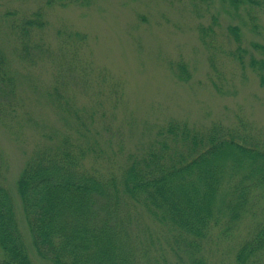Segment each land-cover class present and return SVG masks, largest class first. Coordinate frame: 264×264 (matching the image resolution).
<instances>
[{
  "label": "trees",
  "instance_id": "trees-1",
  "mask_svg": "<svg viewBox=\"0 0 264 264\" xmlns=\"http://www.w3.org/2000/svg\"><path fill=\"white\" fill-rule=\"evenodd\" d=\"M86 2L38 0L0 15V124L29 147L16 193L31 240L28 248L0 153V264H264V134L169 118L122 147L120 99L104 100L107 76L90 66L86 34L48 31L43 7ZM220 2L248 19L264 10V0ZM229 31L239 44V27ZM248 66L264 72V59Z\"/></svg>",
  "mask_w": 264,
  "mask_h": 264
},
{
  "label": "rangeland",
  "instance_id": "rangeland-1",
  "mask_svg": "<svg viewBox=\"0 0 264 264\" xmlns=\"http://www.w3.org/2000/svg\"><path fill=\"white\" fill-rule=\"evenodd\" d=\"M37 2L0 0V15L16 10L19 16L21 9L33 10ZM43 9L50 33L66 25L86 34L87 60L107 76L101 81L104 100L120 99L114 113L124 137L122 147L142 144L146 127L169 118L196 126L213 120L243 122L246 132L264 134V84L260 77L264 72L248 66L251 58L264 59L254 46L264 47V10L248 19L246 11L220 0H89L81 6ZM230 26L239 27V44L233 40ZM238 46L246 51L242 57ZM177 63L185 65L186 79L178 78ZM42 69L40 66L34 73ZM43 75L49 77L46 70ZM112 87L120 91L114 94ZM45 112L51 115L47 109ZM28 150L14 142L0 124V153L6 161L4 186L12 195L16 218L31 248L16 193V180ZM29 254L33 260L32 249ZM221 257L218 252L214 260L221 262Z\"/></svg>",
  "mask_w": 264,
  "mask_h": 264
}]
</instances>
